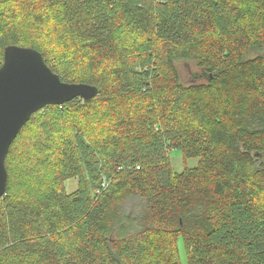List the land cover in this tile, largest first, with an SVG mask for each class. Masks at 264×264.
<instances>
[{"label":"trees","instance_id":"16d2710c","mask_svg":"<svg viewBox=\"0 0 264 264\" xmlns=\"http://www.w3.org/2000/svg\"><path fill=\"white\" fill-rule=\"evenodd\" d=\"M10 45L97 95L13 141L0 264H264V0H0Z\"/></svg>","mask_w":264,"mask_h":264},{"label":"water","instance_id":"95a60500","mask_svg":"<svg viewBox=\"0 0 264 264\" xmlns=\"http://www.w3.org/2000/svg\"><path fill=\"white\" fill-rule=\"evenodd\" d=\"M96 95L94 86L61 81L39 51L15 45L4 49L0 66V198L7 186L6 156L32 115L46 106L76 98L90 100Z\"/></svg>","mask_w":264,"mask_h":264},{"label":"rangeland","instance_id":"374dc122","mask_svg":"<svg viewBox=\"0 0 264 264\" xmlns=\"http://www.w3.org/2000/svg\"><path fill=\"white\" fill-rule=\"evenodd\" d=\"M177 67L179 70V74L181 76V79L185 83H191V82H200L203 80L201 78V70L197 69L195 64L192 62H178ZM72 74L73 75H79L81 70L77 68H72ZM194 76H199L198 79H193ZM77 77V76H74ZM169 156V162H170V167L173 172L179 173L181 172L184 168H191L197 165L198 159L192 158V159H184L182 157V153L179 149H172L168 152ZM76 180H71L67 183V192H72L76 188ZM180 255L182 256V260L184 262V251L183 249H180Z\"/></svg>","mask_w":264,"mask_h":264},{"label":"flooded vegetation","instance_id":"af4514ba","mask_svg":"<svg viewBox=\"0 0 264 264\" xmlns=\"http://www.w3.org/2000/svg\"><path fill=\"white\" fill-rule=\"evenodd\" d=\"M198 78H199V76H194V77H193V79H198Z\"/></svg>","mask_w":264,"mask_h":264}]
</instances>
